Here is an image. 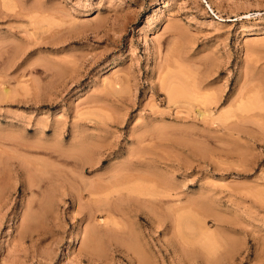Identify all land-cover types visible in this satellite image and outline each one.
<instances>
[{"label":"rangeland","instance_id":"obj_1","mask_svg":"<svg viewBox=\"0 0 264 264\" xmlns=\"http://www.w3.org/2000/svg\"><path fill=\"white\" fill-rule=\"evenodd\" d=\"M0 264H264V0H0Z\"/></svg>","mask_w":264,"mask_h":264},{"label":"bare ground","instance_id":"obj_2","mask_svg":"<svg viewBox=\"0 0 264 264\" xmlns=\"http://www.w3.org/2000/svg\"><path fill=\"white\" fill-rule=\"evenodd\" d=\"M194 92V91H193ZM192 93V92H191ZM172 94V93H171ZM197 94H198V92H197ZM195 95V94H194ZM200 95V94H199ZM207 98V97H206ZM203 111H205V110H203ZM205 114V113H204ZM259 115V114H258ZM241 121V120H240ZM80 153V152H79ZM77 164V163H76ZM126 164V163H125ZM129 167V166H128ZM130 169V168H129ZM123 177V176H122ZM128 177V176H127ZM114 180V179H113ZM123 183V182H122ZM121 184V183H120ZM100 189V188H99ZM97 191V190H96ZM99 191V190H98ZM89 200V199H88ZM149 201V200H148ZM128 204V203H127Z\"/></svg>","mask_w":264,"mask_h":264}]
</instances>
